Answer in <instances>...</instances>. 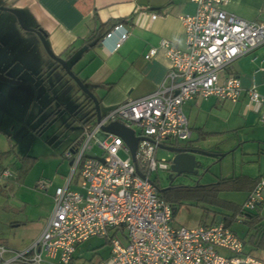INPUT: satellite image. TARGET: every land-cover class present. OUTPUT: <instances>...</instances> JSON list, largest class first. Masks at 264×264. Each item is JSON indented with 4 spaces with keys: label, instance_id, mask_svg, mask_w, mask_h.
I'll use <instances>...</instances> for the list:
<instances>
[{
    "label": "built area",
    "instance_id": "built-area-1",
    "mask_svg": "<svg viewBox=\"0 0 264 264\" xmlns=\"http://www.w3.org/2000/svg\"><path fill=\"white\" fill-rule=\"evenodd\" d=\"M191 1L195 11L180 16L185 47L166 38L158 42L169 60L162 81L151 92L101 113L98 120L82 123L77 139L62 152L69 160L68 173L54 188L52 210L41 233L21 250L0 244V264H41L48 259L69 264L76 245L91 236H106L110 245L108 257L94 264H264L245 252L241 237L220 220L193 227L174 224L173 207L159 196L151 179L152 172L170 164L171 156L157 159L156 149L191 137L183 102L209 95L237 101L242 88L227 67L264 44V20L235 15L225 7L229 0ZM127 35L125 25L115 23L99 45L115 51ZM157 47H149L143 57H152ZM244 93L247 105L264 124V94L254 86ZM114 120L140 137L135 149L137 169L123 140L101 130ZM94 144L102 149L100 155L88 154ZM120 150L126 157L118 155ZM9 175L7 169L0 173ZM72 181L81 191L69 187ZM37 187L44 189L45 184L39 182ZM260 204H264V176L248 191L234 219L241 222Z\"/></svg>",
    "mask_w": 264,
    "mask_h": 264
},
{
    "label": "crops",
    "instance_id": "crops-1",
    "mask_svg": "<svg viewBox=\"0 0 264 264\" xmlns=\"http://www.w3.org/2000/svg\"><path fill=\"white\" fill-rule=\"evenodd\" d=\"M0 4L20 9L24 17H27L29 27H40L46 32L48 44L54 53L64 58L66 53L69 55L67 62L97 97L101 113L118 103L147 94L159 85L169 67V60L163 49L157 47L158 42L166 38L175 46L184 48L185 34L180 16L195 11V3L191 0H0ZM225 7L243 19L264 20V0H229ZM12 22L9 19V29H6L12 34L11 37L5 35L10 40L14 37ZM115 23H123L128 30L126 39L117 50L112 51L108 46L99 45L100 40L94 42ZM91 34L95 35V39L85 42ZM151 46L157 47L156 53L145 59L143 55ZM28 50H33V47H28L26 51ZM34 50L37 52L35 48ZM6 54L12 56V60L5 63L0 59L1 69L9 66L12 61L22 63L21 54H15L11 49ZM45 54L42 50L37 61H42L41 73L56 68L51 67ZM27 70L35 75L32 69ZM227 70L238 77L242 88L241 96L234 102L218 99L213 95L184 101L182 108L191 129V137L184 145L214 153L208 155L213 162L230 154L232 171L226 175L220 174L216 180L245 177L241 180V190H230L242 192L243 197L238 201L219 197L240 205L249 191L251 184L248 182L264 175V124L258 121V114L247 105L244 93V89L254 86L259 93L264 94V44L233 59ZM23 84L28 86L32 82L25 81ZM75 92L76 89L73 93ZM80 96L79 94L77 97L79 103L83 99ZM77 117L80 116L77 114ZM170 144L166 143L164 146ZM8 150L0 148L1 152ZM63 150L52 173L44 176L42 170L34 174L31 173V168L20 180L15 168L19 165L21 156L14 154L13 157H0V173L3 169L10 173L8 177L0 176V244L11 250H21L41 233L52 210L54 188L64 182L68 173L69 160L63 158ZM221 153L223 154L219 156ZM39 182L45 184L44 189L37 187ZM75 186L76 188L71 189L81 191L76 183ZM215 208L218 210H211V218L204 224L213 222V214L215 222L222 220V212L230 213ZM174 211L175 207L173 213ZM254 212L264 221V204L258 205ZM246 227L243 236L244 251L249 252L245 250L246 243L251 248L256 246L248 240L253 229ZM103 237V243H109L108 237ZM79 244L76 245L69 264H86L85 259L94 264L97 259L106 258L110 253L109 245L107 252L99 254L92 261L91 257L80 255L82 251L79 250ZM259 247H264V243ZM258 248L255 250L259 256L249 253L264 261V249ZM41 264L59 263L56 259H48Z\"/></svg>",
    "mask_w": 264,
    "mask_h": 264
},
{
    "label": "rangeland",
    "instance_id": "rangeland-1",
    "mask_svg": "<svg viewBox=\"0 0 264 264\" xmlns=\"http://www.w3.org/2000/svg\"><path fill=\"white\" fill-rule=\"evenodd\" d=\"M0 18L3 21L0 22V59L5 63L11 62L12 56L6 54L10 49L15 54L22 56L21 64L17 60V62L12 61L9 66L2 67V69L0 67L1 74L15 80V82H9L0 79V148L9 149L3 158L13 157L14 154L21 157L24 156L23 154L35 156L31 173L37 174L43 170L44 176H47L46 173L49 174L54 171L60 159L61 151L73 143L81 132L82 121L71 115V112L76 111L78 116L87 112L78 109L77 97L80 94L78 87L71 78L69 79L63 74L60 68L56 67L51 71L48 69L45 73H41L42 61L40 63L37 61L40 59L39 53H42L44 49L36 34L21 29L14 15L10 12L0 10ZM9 19L13 21L11 24L12 32H14L13 40L7 38L12 35L9 34V30H6L9 29L6 22ZM24 22L29 24L27 17H25ZM28 47H33V50L26 51ZM45 55V59L52 64L51 67L55 66L53 60L47 54ZM28 68L35 71V75H31L27 70ZM25 81L32 82V84L25 86L23 84ZM75 89L76 92L73 93ZM54 111L56 113L51 114ZM132 127L137 131L136 127ZM177 142L179 145L185 143L184 140ZM101 153L102 149L96 144L88 151L89 155L94 156ZM118 155L121 158L126 157V153L121 150ZM171 155L172 152L162 147H158L155 151L157 159L160 157L168 159ZM196 158L200 161L198 175H173L172 183L192 185L199 182L204 184L216 180L220 174H229L233 169L230 154L220 159L221 162L220 160L213 162L211 156L204 154H199ZM169 173V169H157L152 172L151 179L162 188L169 184ZM51 180H53L52 177ZM70 188H76L74 181H72ZM219 195L235 201L243 197L242 192L233 191L221 192ZM173 207H175L174 224L186 227L208 222L211 218V210H218L212 205L202 201L196 202L190 198H184L182 203ZM230 226L238 236L241 238L245 236L247 229L245 224L233 218ZM104 240L105 237L103 236H92L81 242L79 244V250L82 251L80 255L85 258L91 257L93 261L99 254H104L109 250V243H103ZM92 247L95 248L92 249ZM255 248L258 247L251 248L249 244H245L246 251L259 256ZM259 248L264 249V247ZM85 262L90 264L87 259Z\"/></svg>",
    "mask_w": 264,
    "mask_h": 264
},
{
    "label": "trees",
    "instance_id": "trees-1",
    "mask_svg": "<svg viewBox=\"0 0 264 264\" xmlns=\"http://www.w3.org/2000/svg\"><path fill=\"white\" fill-rule=\"evenodd\" d=\"M100 38L101 37L95 39V35L91 34L85 42L92 41L93 39H95L94 42H98ZM65 58L66 59L69 58V55L67 53L65 55ZM53 62L55 64V67L60 68L63 74L66 75L64 70L60 67V65L54 60ZM75 74L78 75L77 72H75ZM78 91L80 92V95L83 96L82 101L77 105L78 109L84 110L87 113H85L80 117H77L78 113L76 111H73L72 115L75 116L78 120H81L82 123H85L92 120L95 117L94 109H93L92 101L86 95H84L79 90V88ZM55 113L56 112L54 111L51 114H55ZM5 153L6 152L0 151V157L3 156ZM35 159H36L35 157L26 154L20 158V163L15 168L16 170L15 172L17 173L19 180L22 179L24 175L28 172V170L31 168L32 164L34 163ZM259 177L255 178L252 182L250 181L248 182L249 184H251L249 190L251 189V187ZM244 178L245 177L243 176L219 178L214 182H209L205 184H200L199 182H195L192 185L174 184L170 182L168 184V187L162 191L159 190L160 187L155 183V181L154 183L157 186L159 196L164 200H166L171 206H174L178 203H182V200L184 198H190L193 201L194 200L196 202L202 201L214 207H218L220 209L229 211L230 212L229 214H226L224 212L221 213L222 214L221 221L226 226L229 227L230 223L232 222V219L236 215L235 212L238 211L240 205L234 201H229L220 198L219 193L230 190H241L243 188V184H241L242 183L241 180ZM254 210L248 212L246 218L242 221L243 223L246 224V226H248L249 229L251 228L253 229L248 240L251 241V243L254 246L258 247V246H262V243H264V221H262V218L258 215V213H255ZM214 219H215V214H213L212 216L213 222ZM241 239L243 240V243H245L244 238L242 237Z\"/></svg>",
    "mask_w": 264,
    "mask_h": 264
},
{
    "label": "water",
    "instance_id": "water-1",
    "mask_svg": "<svg viewBox=\"0 0 264 264\" xmlns=\"http://www.w3.org/2000/svg\"><path fill=\"white\" fill-rule=\"evenodd\" d=\"M0 10L7 11L13 14L16 19V22L18 23L21 29L25 31H31L36 34L45 53L52 60L56 61L60 65V67L64 70L66 75L76 83L79 90L92 101L95 119L98 120L101 115V112H100L99 101L97 97L84 84V82L80 79V77L77 74H75V72L71 69L70 64L67 62V59L64 57H61L60 55L52 51L47 41L46 32L40 27L27 26V24L24 22L23 12L14 6L0 5ZM0 79L4 81H9V82H15V80L11 78H7L1 73H0ZM101 130L119 136L123 140L125 145L129 148L131 158L135 163V149L137 146L138 139L140 137L134 134V131L132 128L126 126L120 121L114 120V121H111L103 125L101 127ZM161 147L172 152V155L170 158V164L168 168L170 171V173L168 174L169 183L172 182L173 177H174L173 175H180V174L197 175L198 168L200 166V161L197 160L196 156L199 154H204V155L214 154V153L207 152L197 147H191L188 145H179L178 142H175L168 146L161 145ZM222 154L223 153L219 154V156H221ZM99 159L102 160V158L100 157ZM135 167L137 169L136 163H135ZM167 187L168 185L166 187L159 188V190L162 191Z\"/></svg>",
    "mask_w": 264,
    "mask_h": 264
},
{
    "label": "flooded vegetation",
    "instance_id": "flooded-vegetation-1",
    "mask_svg": "<svg viewBox=\"0 0 264 264\" xmlns=\"http://www.w3.org/2000/svg\"><path fill=\"white\" fill-rule=\"evenodd\" d=\"M6 6H11V5H6ZM25 19V17H24ZM0 22H3L2 19L0 18ZM6 22H9V20H7ZM18 24V23H17ZM19 26V25H18Z\"/></svg>",
    "mask_w": 264,
    "mask_h": 264
}]
</instances>
